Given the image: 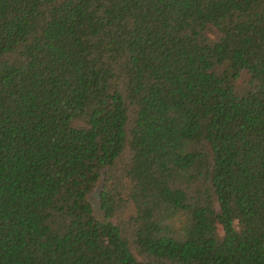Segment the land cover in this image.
<instances>
[{
    "label": "trees",
    "instance_id": "16d2710c",
    "mask_svg": "<svg viewBox=\"0 0 264 264\" xmlns=\"http://www.w3.org/2000/svg\"><path fill=\"white\" fill-rule=\"evenodd\" d=\"M0 264H264V0H0Z\"/></svg>",
    "mask_w": 264,
    "mask_h": 264
},
{
    "label": "rangeland",
    "instance_id": "374dc122",
    "mask_svg": "<svg viewBox=\"0 0 264 264\" xmlns=\"http://www.w3.org/2000/svg\"><path fill=\"white\" fill-rule=\"evenodd\" d=\"M98 192L99 190L97 189L90 197L89 200L92 204L93 207V213L94 215L99 219L102 220L104 219L101 208H100V204H99V198H98Z\"/></svg>",
    "mask_w": 264,
    "mask_h": 264
}]
</instances>
